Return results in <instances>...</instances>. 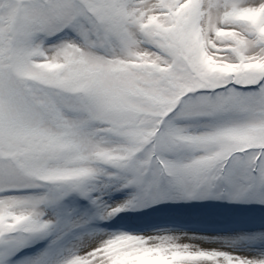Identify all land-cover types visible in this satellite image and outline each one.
<instances>
[{
    "label": "snow or ice",
    "instance_id": "6c2138e0",
    "mask_svg": "<svg viewBox=\"0 0 264 264\" xmlns=\"http://www.w3.org/2000/svg\"><path fill=\"white\" fill-rule=\"evenodd\" d=\"M0 264H264V0H0Z\"/></svg>",
    "mask_w": 264,
    "mask_h": 264
},
{
    "label": "rangeland",
    "instance_id": "374dc122",
    "mask_svg": "<svg viewBox=\"0 0 264 264\" xmlns=\"http://www.w3.org/2000/svg\"><path fill=\"white\" fill-rule=\"evenodd\" d=\"M193 227L197 228V229L204 230V229H210L211 226L209 224L203 223V222H194ZM204 246L209 247V245H204Z\"/></svg>",
    "mask_w": 264,
    "mask_h": 264
}]
</instances>
